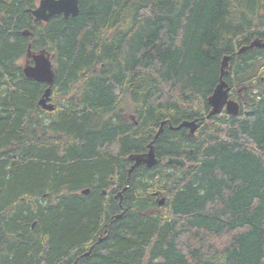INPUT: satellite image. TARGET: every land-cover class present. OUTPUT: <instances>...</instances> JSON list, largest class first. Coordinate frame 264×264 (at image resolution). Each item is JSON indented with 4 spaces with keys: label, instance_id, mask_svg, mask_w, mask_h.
<instances>
[{
    "label": "trees",
    "instance_id": "16d2710c",
    "mask_svg": "<svg viewBox=\"0 0 264 264\" xmlns=\"http://www.w3.org/2000/svg\"><path fill=\"white\" fill-rule=\"evenodd\" d=\"M36 1L0 0V264H264V47L238 52L264 0H78L31 27ZM27 50L53 56L52 111ZM224 55L239 110L206 119Z\"/></svg>",
    "mask_w": 264,
    "mask_h": 264
},
{
    "label": "water",
    "instance_id": "95a60500",
    "mask_svg": "<svg viewBox=\"0 0 264 264\" xmlns=\"http://www.w3.org/2000/svg\"><path fill=\"white\" fill-rule=\"evenodd\" d=\"M78 0H39V4L28 11L33 15V17L37 20H45L47 21L49 16L53 15H62L64 18L75 17L79 12V7L77 5ZM23 36L29 34L28 31L22 32ZM264 47V41L260 38L253 39L248 45H244L239 49V53L243 52L247 49L251 48H262ZM28 56L31 57L33 63L26 64L24 67L25 74L30 78H35L37 80H46L47 84H51L53 80V73L51 70V60L48 54L45 51H40L39 53H30L28 52ZM228 56H224L221 60L220 67V81L214 88L213 93L209 97L208 101L212 108L211 113H219L221 110L225 109V111L230 115H236L239 110V105L237 102L232 100H227L228 97V87L223 80V75L227 73L228 67ZM50 92V86L48 85L44 90L40 100L38 103L42 104L44 109L52 111L54 109V105L52 103H46L45 97ZM164 122H161L160 127L156 134L154 135V139L159 135L162 131ZM189 127L191 132L190 135L193 136V132L198 127L194 122L183 121L176 127H171L173 129H179L181 127ZM154 139L148 144L149 150L146 153L134 154L130 155V158L134 161V164L129 169V172L138 164L145 163L147 166H150L156 162L155 154H154V146L152 142ZM164 161L166 163L175 164L177 166H184L185 160L181 157H165ZM88 189L84 190L83 193H87ZM163 203V198L159 200V204ZM118 215L117 217H119Z\"/></svg>",
    "mask_w": 264,
    "mask_h": 264
},
{
    "label": "bare ground",
    "instance_id": "6f19581e",
    "mask_svg": "<svg viewBox=\"0 0 264 264\" xmlns=\"http://www.w3.org/2000/svg\"><path fill=\"white\" fill-rule=\"evenodd\" d=\"M77 5H78V1H77ZM263 41H264V40H263ZM242 47H243V46H242ZM242 47H241V48H242ZM238 51H239V50H238ZM224 56H228V55H224ZM224 56H223V57H224ZM228 57H229V59H230V56H228ZM229 59H228V60H229ZM220 67H221V62H220ZM21 68H22V71H23L24 76H25V77H28V76L25 74V72H24V68H25V67L22 66ZM51 70H52V68H51ZM52 73H53V71H52ZM28 78H30V77H28ZM30 79H34V80H36V81H43V82H46V80H37V79H35V78H30ZM219 81H220V74H219ZM219 81H218V83H219ZM225 82H226V81H225ZM218 83H217V84H218ZM217 84H216V85H217ZM226 84H227V87H228V97H227V100H232V101L237 102L235 99L230 98L231 88H230V86L228 85L227 82H226ZM215 87H216V86H215ZM215 87H214V88H215ZM213 91H214V89H213ZM213 91H212V93H213ZM49 93H50V92H49ZM212 93H211V94H212ZM211 94H210V96H211ZM210 96H209V97H210ZM209 97H208V99H209ZM40 98H41V97H40ZM48 99H49V94L47 95V97H45L46 103H50V102H48ZM39 100H40V99H39ZM39 100H38V101H39ZM207 101H208V100H207ZM237 103H238V102H237ZM38 104H39L40 106H42V104H40V103H38ZM208 104H209V101H208ZM238 105H239V104H238ZM209 106H210V104H209ZM42 108H43V106H42ZM211 110H212V108H211V106H210V107H209V110H208V112H207L206 118H209V117H211L212 115L220 114V113H221L223 110H225V109H223V110H221L219 113H215V114H212V113H211ZM229 115H230V114H229ZM184 121L194 122L196 125H198V127H199V125H200V124H199L197 121H195V120H191V121H190V120H184ZM181 123H182V122H181ZM182 127H183V126H182ZM182 127H181V128H182ZM198 127H197V128H198ZM184 128H187L188 133L190 134V132H191L190 128H189V127H184ZM197 128L195 129V131L197 130ZM195 131L193 132V134H195ZM189 136H190V135H189ZM152 144H153V142H152ZM147 146H148V145H147ZM148 150H149V147H148ZM148 150H147L146 152H148ZM146 152H145V153H146ZM134 154H141V153H133V154H130V155H134ZM154 154H155V152H154ZM130 155H129V158H130ZM166 157H175V156H166ZM176 157H177V156H176ZM155 158H156V162H155L154 164H152V165H150V166H147L145 163H142V165L146 166L147 169H151V168H148V167H153V166H155V165L157 164V161H158V160H157V157L155 156ZM164 158H165V157H164ZM164 158H163V160H164ZM130 159H131V158H130ZM131 160H132V159H131ZM164 163H166V162L164 161ZM186 163H187V162H185V165H186ZM169 164H171V163H169ZM138 165H139V164H138ZM173 165H175V164H173ZM185 165H184V166H185ZM136 166H137V165H136ZM182 167H183V166H182ZM133 169H134V168H133ZM133 169H132V170H133ZM132 170H131V171H132ZM131 171H130V172H131ZM130 172H129V169H128V173H130ZM159 176H160V175H159ZM87 189H88V188H87ZM124 189H125V188H124ZM84 190H86V188L80 190V192L83 193ZM118 194L120 195L121 193L119 192ZM163 201H164V200H163ZM118 215H121V214H118Z\"/></svg>",
    "mask_w": 264,
    "mask_h": 264
},
{
    "label": "flooded vegetation",
    "instance_id": "af4514ba",
    "mask_svg": "<svg viewBox=\"0 0 264 264\" xmlns=\"http://www.w3.org/2000/svg\"><path fill=\"white\" fill-rule=\"evenodd\" d=\"M38 1V2H37ZM36 2H37V4L35 3V6L34 7H36L37 5H38V3H39V0H37ZM33 7V8H34ZM29 9V8H28ZM31 14V13H30ZM55 16H59V15H53V16H49L48 17V19H47V21L50 19V18H52V17H55ZM31 18H32V24H31V27H37V26H43L44 24H46V22L47 21H45V20H37V19H35L32 15H31ZM28 31L29 32V34H27V35H24V36H29V35H31V30L29 29V28H25L24 30H22L21 31V35L23 36V34H22V32L23 31ZM30 50H27L26 51V53L27 52H29ZM41 50H38V51H35L34 53H39ZM246 51V50H245ZM244 52V51H243ZM32 60V59H31ZM33 62V61H32ZM20 67H22V66H20ZM24 67V66H23ZM51 68H52V71H53V62L51 63ZM22 69V68H21ZM23 72V71H22ZM53 76H54V71H53ZM28 78V77H27ZM30 79V78H29ZM32 80H34V79H32ZM34 81H36V80H34ZM36 82H39V83H43V84H47L46 82H43V81H36ZM46 89V87L43 89V91H42V93H41V95L39 96V98H38V100L40 99V97L42 96V94H43V92H44V90ZM38 100H37V105H39L38 104ZM48 102H50V103H52V104H54V102L52 101V96H51V86H50V93H49V99H48ZM39 107L42 109V110H47V109H44V108H42V106H40L39 105ZM207 119V118H206ZM180 129V128H179ZM173 130H176V129H173ZM190 135V134H189ZM191 136V135H190ZM193 136H194V134H193ZM192 137V136H191ZM146 152V151H145ZM145 152H142V153H145ZM155 152V151H154ZM130 154H133V153H130ZM129 154V155H130ZM129 155H128V159L130 160V162H131V165H130V167H129V169L131 168V166L134 164V161L133 160H131L130 158H129ZM155 156H156V154H155ZM157 157V156H156ZM163 158L164 157H162L160 160L161 161H163ZM157 160H158V158H157ZM158 162H159V160H158ZM140 165H142V163L141 164H139V165H137V166H135L134 168H136V167H138V166H140ZM147 168V167H146ZM148 168H152V167H148ZM127 186H124V188H126ZM120 196V195H119ZM161 199V198H160Z\"/></svg>",
    "mask_w": 264,
    "mask_h": 264
},
{
    "label": "rangeland",
    "instance_id": "374dc122",
    "mask_svg": "<svg viewBox=\"0 0 264 264\" xmlns=\"http://www.w3.org/2000/svg\"><path fill=\"white\" fill-rule=\"evenodd\" d=\"M38 2V1H37ZM37 2H36V4H37ZM30 38V37H29ZM30 61V59H29V57L27 56V54H25V55H23V56H21L17 61H16V65L17 66H24V64H26V63H28ZM258 64V63H257ZM261 64V63H260ZM259 64V65H260ZM263 69V65L261 66V67H259V71L260 70H262ZM237 89V88H236ZM238 90H240V89H238ZM124 113V112H123ZM125 114V113H124ZM123 190H125L124 189V187H123ZM119 193V192H118ZM121 214V213H120Z\"/></svg>",
    "mask_w": 264,
    "mask_h": 264
}]
</instances>
